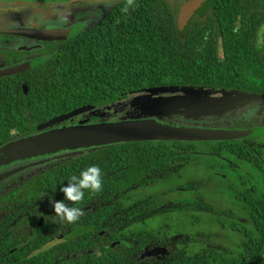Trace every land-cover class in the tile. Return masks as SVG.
I'll return each mask as SVG.
<instances>
[{"label": "trees", "instance_id": "obj_1", "mask_svg": "<svg viewBox=\"0 0 264 264\" xmlns=\"http://www.w3.org/2000/svg\"><path fill=\"white\" fill-rule=\"evenodd\" d=\"M126 6V0L114 2L88 29L34 50L48 56L33 68L0 77V147L86 116L92 123L125 119L130 110L123 99L155 89L239 92L264 101V0H208L206 10L192 17L184 33L177 29V1L135 0L125 13ZM8 52L14 62L30 54L17 48ZM9 55L0 48L1 58ZM111 97L120 100L62 123L55 121L61 113ZM231 123L216 128H259L264 119ZM91 165L101 168L103 188L86 191L82 202L134 204L125 207L122 219L104 224L107 233L124 238L120 246L74 256L73 249L101 245L109 238L78 236L73 241L68 237L71 224L58 222L51 201L64 200L60 189ZM186 167L202 170L198 188L205 183L226 190L228 197L218 200L243 214L247 225L236 221L232 227L241 236L235 248L188 250L181 232L170 227L176 218L164 214L180 208L168 207L175 203L169 189L149 190L176 185L174 180ZM192 187L189 183L172 187L179 189L176 201L193 193ZM192 196L190 208L201 207L202 198ZM0 211V264H264V136L122 142L22 160L0 173ZM39 217L46 227L37 226ZM157 218L162 222L153 225ZM225 221L217 219L216 224L224 227ZM25 225L27 232L15 235Z\"/></svg>", "mask_w": 264, "mask_h": 264}, {"label": "rangeland", "instance_id": "obj_2", "mask_svg": "<svg viewBox=\"0 0 264 264\" xmlns=\"http://www.w3.org/2000/svg\"><path fill=\"white\" fill-rule=\"evenodd\" d=\"M0 1L6 2L9 9L7 13L12 17L19 10L20 5H24L25 11L23 10L21 15L18 14L12 18V22L18 24H29L36 21L41 24L69 25L70 22L67 23L65 17L71 16L77 10L94 12L92 15L97 12L96 17L92 16L93 18L86 24H80L82 28L79 32H81L94 25L112 7L114 2L119 0H107L108 2L106 0H83L80 3H71V0ZM168 1L170 3L177 1L180 7L184 4V0ZM2 9L3 7L0 5V11ZM7 13L1 12L3 15ZM2 63L3 60L0 59V65ZM122 102L126 103V109L130 110L125 115V119H154L160 123L175 126L216 128L217 125L231 126V122L252 120L254 117L264 119V101L255 102L239 92L208 91L189 87L155 89L132 94L124 98ZM87 119L92 122L91 117ZM80 121L82 120H78L74 124H78ZM8 164L0 165V170L4 168L2 166ZM203 177L201 169L186 167L184 172L174 180L175 184L179 186L185 183L193 185L192 191L194 192L185 194V198L180 202L176 201L179 199L180 194H177L179 189L172 188L176 185H172V187L156 185L149 192H164L169 189V196L175 203L168 204V207L180 208V210L166 212L164 216H175L176 220L169 222L170 227L181 232L182 237L185 238L183 239L188 241V250L204 249L209 246L233 249L241 239V236L233 231L232 227H235L233 223L235 224L237 221L247 225V221L234 205L224 204L218 200L220 197L222 199L228 197L226 190L219 187L210 188L205 183L198 188V182L201 183ZM181 191L186 192V189ZM193 194L202 198V206L196 209L190 208L192 203L189 200ZM217 219L227 220L224 222V227L216 224ZM160 221L162 222L160 218H157L153 225L161 223ZM179 237L181 238V236Z\"/></svg>", "mask_w": 264, "mask_h": 264}, {"label": "water", "instance_id": "obj_3", "mask_svg": "<svg viewBox=\"0 0 264 264\" xmlns=\"http://www.w3.org/2000/svg\"><path fill=\"white\" fill-rule=\"evenodd\" d=\"M80 3L83 0H71ZM208 4L206 0H189L179 10L177 29L184 33L195 14H202ZM82 25L76 24L69 28H14L8 33L41 41H63L77 34ZM39 61L24 62L22 64L0 69V77L11 76L25 72ZM26 93V86H22ZM120 100L117 97L92 101L84 106L59 114L55 121L62 123L93 111L102 106ZM264 136V126L253 129H224L212 127L175 126L160 123L154 119H122L117 121L89 122L88 119L78 124L53 127L41 131L0 147V165L19 160H25L61 151L76 150L105 146L122 142L164 141V142H205L226 141L241 138Z\"/></svg>", "mask_w": 264, "mask_h": 264}, {"label": "flooded vegetation", "instance_id": "obj_4", "mask_svg": "<svg viewBox=\"0 0 264 264\" xmlns=\"http://www.w3.org/2000/svg\"><path fill=\"white\" fill-rule=\"evenodd\" d=\"M189 0H184V3ZM106 2H108L106 0ZM208 4V0H206ZM0 5L3 7V9L0 11V48L5 50V54L7 53L9 55V48H17L20 50H24L26 52H29L30 54L25 55L21 57V59H18L17 62H14L15 60L11 59V56H6L7 58L3 57L0 59L3 60V63L0 65V69L16 66L19 64H22L24 62H31V61H39L46 58L48 54H36L33 51L41 49L43 47V44H58L59 41H41V40H35L30 39L27 37L19 36V35H11L8 32L11 29L14 28H43V29H52V28H69L76 24H86L88 21H90L92 16L96 17L97 12L92 15L90 11H84V10H77L75 11L71 16H66L65 21L69 23V25H55V24H41L34 21L33 23L29 24H18L13 23L12 18L16 15H21L24 8L20 5L19 10L16 11L15 15L12 17L11 14H8L9 11L8 6L6 5L5 1H0ZM18 6V5H17ZM208 7V6H207ZM101 10V9H100ZM6 12L7 14H1V12ZM25 11V10H24ZM25 13V12H24ZM11 44V45H9ZM15 44V45H14ZM11 60V63H10ZM17 60V59H16ZM76 118V117H75ZM88 116L80 118L79 120L87 119ZM78 121V120H77ZM71 125V124H70ZM30 158V159H37ZM25 159V160H30ZM22 160L12 162L4 167L2 170H0V173L4 172L5 170L9 169L13 165H18ZM134 203H122V202H111V201H88V202H81L78 205L83 206V210L86 214H88V217L81 218L79 221H77L74 224H71L69 230H68V237L72 239L73 241H76V238L79 237H85V238H101V237H107L109 238L107 243L103 244H97L95 246L92 245H85L82 247V249H73L71 253L76 256L77 254H86L90 252L95 253H102L107 252L112 249H114L116 246H120L124 242V238H121L116 233H107L106 227H104L105 223H108L109 221H112V219H122L123 214H125V207H129ZM76 206V205H74ZM2 212L0 211V217ZM5 227L7 229V232L10 233L11 227H10V218L5 219ZM47 222L42 218L39 217L37 220V226L39 228L46 227ZM19 231L15 232V235H19V233L27 232L28 226L25 225L22 228L17 229ZM10 235V234H9ZM59 239H55L54 241H58ZM112 241V242H110Z\"/></svg>", "mask_w": 264, "mask_h": 264}, {"label": "clouds", "instance_id": "obj_5", "mask_svg": "<svg viewBox=\"0 0 264 264\" xmlns=\"http://www.w3.org/2000/svg\"><path fill=\"white\" fill-rule=\"evenodd\" d=\"M135 3V0H126V7L123 12L127 13L128 8ZM103 173L98 165H91L81 171L79 176L72 175L68 184L60 189L65 199L60 201H51L54 208L55 217L58 222L74 224L85 215L81 207L70 206L80 204L84 198L86 191L89 193L100 192L103 188ZM68 201L69 203H65Z\"/></svg>", "mask_w": 264, "mask_h": 264}]
</instances>
